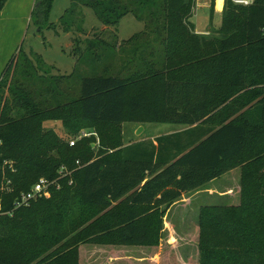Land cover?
Wrapping results in <instances>:
<instances>
[{
	"label": "trees",
	"instance_id": "trees-1",
	"mask_svg": "<svg viewBox=\"0 0 264 264\" xmlns=\"http://www.w3.org/2000/svg\"><path fill=\"white\" fill-rule=\"evenodd\" d=\"M36 2L32 12L41 23L53 0ZM78 2L106 27L131 14L142 29L119 42L97 38L76 46L77 59L94 73L79 77L74 95V73L46 75L27 54L25 65L12 55L4 66L0 187L9 177L13 188L0 190V264H80L85 244L148 254L136 252V264H179L174 252L157 253L164 213L182 194L237 167L238 200L200 208L197 264H264V0H224L219 26L207 34L189 20L194 0ZM49 120L68 136L82 127L96 135L70 145L44 127ZM123 121L188 127L157 136L155 145L120 147ZM94 136L100 149L111 150L92 156ZM40 177L56 183L49 196L14 208Z\"/></svg>",
	"mask_w": 264,
	"mask_h": 264
},
{
	"label": "rangeland",
	"instance_id": "rangeland-1",
	"mask_svg": "<svg viewBox=\"0 0 264 264\" xmlns=\"http://www.w3.org/2000/svg\"><path fill=\"white\" fill-rule=\"evenodd\" d=\"M78 1L53 0L47 20L38 23L36 22L37 15L32 12L36 0H5L0 9V73L12 55L17 58L15 62L19 66L23 62L25 65L27 54L33 59L36 68L46 75L67 77L74 73L72 77L75 78L76 83H71V79L69 80V84L74 88L71 94L74 95L77 93V88L79 91V77L94 73L89 64L77 59V53L74 52L76 46L82 49L88 41L97 38L105 42L115 38L119 42L142 29V23L131 14H127L122 17L114 31L113 27L102 25L90 8L80 7ZM203 3L204 6H202ZM212 8L214 9V0H194L189 20L196 25L197 30L207 29L209 33L219 26L221 14L216 15L214 12L211 14ZM70 22L73 23L68 30H63V27ZM114 51L113 59L118 66L121 62V52L119 48H115ZM36 57H40L41 62H38ZM104 65V61H101L98 73L102 72ZM136 124L129 121L121 122L119 132L123 143L121 142L120 147L130 143L153 140L143 139L145 136L170 134V132L181 131L188 127L182 123L163 121H147L137 126ZM139 126H142L144 131L136 134ZM44 127L54 129L65 140L78 136L81 131L94 130L82 127L76 135L68 136L59 121H45ZM88 142L93 148L92 156L99 154L100 150H111L108 149L111 147L104 145L106 148L100 149L97 137L89 139ZM239 174L240 170L237 167L228 176L223 175L210 185L206 184L182 194L170 205L163 216V239L157 253L171 251L174 252L173 255L179 264H197V225L200 208L206 205L236 202L240 189ZM226 181L232 188H222V185L228 183H224ZM213 185L219 188L208 191V187ZM227 189H229L228 193ZM218 192L225 194V197H220ZM116 248H120L117 253ZM136 252L140 256H148L136 248L126 246L85 244L80 247V264H136L132 262L137 261ZM157 256L153 258L156 259ZM166 262L168 261L166 260L165 264Z\"/></svg>",
	"mask_w": 264,
	"mask_h": 264
},
{
	"label": "built area",
	"instance_id": "built-area-1",
	"mask_svg": "<svg viewBox=\"0 0 264 264\" xmlns=\"http://www.w3.org/2000/svg\"><path fill=\"white\" fill-rule=\"evenodd\" d=\"M235 3H240V4H244L242 2H240V0H233ZM252 1V0H251ZM246 5V4H244ZM90 135H96L95 132H86V131H81L78 136L71 138L69 140V144L72 145L74 144V142L78 139H80L81 137H86V136H90ZM0 144H1V140H0ZM4 164L7 165V168L10 169V171H14V167H13V163L11 160H5ZM4 182H1V187L0 190L5 191V192H11L12 191V185H11V179L9 177H6ZM51 184H56L55 181H50L45 177H40L35 183L32 184V186L26 191V192H22L20 193V195L18 197L15 198L14 202H13V207L14 208H18L21 206H26L30 203L31 200L36 199L38 197L41 196H45L48 197L49 196V186ZM58 187V185H57ZM2 213V210H0V214Z\"/></svg>",
	"mask_w": 264,
	"mask_h": 264
},
{
	"label": "crops",
	"instance_id": "crops-1",
	"mask_svg": "<svg viewBox=\"0 0 264 264\" xmlns=\"http://www.w3.org/2000/svg\"><path fill=\"white\" fill-rule=\"evenodd\" d=\"M223 4H224V0H222V2H221V5L219 6V8L216 6L217 4H216V0H214V13H216V15H220L221 14V11H222V8H223ZM205 4L203 3L202 4V6H204ZM195 25V24H194ZM195 27H196V25H195ZM195 30H196V32H198V33H204V34H207L208 33V30L207 29H202V30H200L199 31V29L197 30L196 28H195ZM126 39V38H125ZM137 125H140V124H136V126ZM142 131H144V128H143V130ZM179 131V130H178ZM170 133H172V132H170ZM162 135V134H161ZM157 136H159V135H151V136H149V137H147V136H145V137H143V139H148V138H151V139H153L152 141H153V143L154 144H156V141L154 140ZM234 170V169H233ZM232 171V170H231ZM231 171H229L228 173H225L224 174V176H228L229 175V173L231 172ZM221 177H223V175L221 176ZM220 177V178H221ZM216 181V180H215ZM214 181V182H215ZM228 181H226V182H224V183H227ZM209 188V190L208 191H214L213 190V188H219L218 186L217 187H215L214 185L213 186H210V187H208ZM222 188H232L231 186H230V184H229V182L227 183V184H224V185H222ZM226 192L228 193L229 192V189H227L226 190ZM219 193V195H220V197H225V194H220V192H218Z\"/></svg>",
	"mask_w": 264,
	"mask_h": 264
},
{
	"label": "water",
	"instance_id": "water-1",
	"mask_svg": "<svg viewBox=\"0 0 264 264\" xmlns=\"http://www.w3.org/2000/svg\"><path fill=\"white\" fill-rule=\"evenodd\" d=\"M36 5H37V2H36V4H35V6H36ZM142 130H143L142 126H139V127L137 128L136 134H139Z\"/></svg>",
	"mask_w": 264,
	"mask_h": 264
},
{
	"label": "clouds",
	"instance_id": "clouds-1",
	"mask_svg": "<svg viewBox=\"0 0 264 264\" xmlns=\"http://www.w3.org/2000/svg\"><path fill=\"white\" fill-rule=\"evenodd\" d=\"M240 2L244 3V4H250L251 3V0H240Z\"/></svg>",
	"mask_w": 264,
	"mask_h": 264
}]
</instances>
